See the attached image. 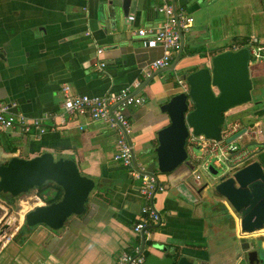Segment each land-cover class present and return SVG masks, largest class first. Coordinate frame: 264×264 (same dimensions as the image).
Listing matches in <instances>:
<instances>
[{
    "label": "crops",
    "instance_id": "obj_1",
    "mask_svg": "<svg viewBox=\"0 0 264 264\" xmlns=\"http://www.w3.org/2000/svg\"><path fill=\"white\" fill-rule=\"evenodd\" d=\"M111 3L121 13L117 27L103 15V9ZM191 3V0H177V7L185 10ZM122 4L123 0H0V102L14 101L18 105L13 106L12 112L42 118L51 125L60 122L48 118V114L63 112L65 84L75 93L94 96L122 88H130L132 92L139 89L149 78L144 73L146 67L162 57L164 49L145 46L136 31L140 27L159 26L165 15L157 10L162 0H131L130 13L135 20L129 22L122 14ZM197 8L198 1L188 9L194 19ZM193 26L184 34L179 68L190 66L181 72L179 68L168 69L156 75L137 93L145 98L144 103L126 110L133 124L131 141L136 161L155 169L156 174L155 132L169 120L160 106L177 91L172 73L177 72L181 77L194 71L207 57L210 61L216 54L234 48L239 40L256 35L243 34L238 26L231 45L219 44L218 48L207 50L212 39L204 38V44L200 40L207 28ZM230 36L228 33L224 40ZM200 47L205 48V53L198 50ZM98 49H103L101 55ZM102 61L106 62L103 69ZM255 64L258 65L253 68V78L260 86L264 61ZM137 82L139 86H135ZM256 94L259 108L237 119L251 126H240V121L234 124L239 129L248 127L250 133H255L254 138L264 141V102L260 89H256ZM235 108L232 113L239 109ZM74 122L84 125L85 130L75 125H59L41 135L0 131V147L6 152L20 150V156L25 158L44 150L70 155L76 158L83 173L98 181L83 216L72 218L61 232L38 225L26 230L25 240L22 224L12 236L14 239L11 237L0 246V264H117L123 251H132L142 242L133 226L145 200L130 179L128 169L113 159L117 151L116 131L108 123L91 122L87 116ZM151 144L149 159H145L142 149ZM261 157L264 164V152ZM186 172L187 168L183 167L172 174L173 184L167 176L158 174L168 189L155 198L163 224L152 229L148 244L186 247L199 252L210 264H248L246 252L241 249L243 242L240 246V239L247 235L231 206L228 208L234 214V221L223 214L219 197H210L206 191L199 195L181 178ZM259 235L264 237V233Z\"/></svg>",
    "mask_w": 264,
    "mask_h": 264
},
{
    "label": "water",
    "instance_id": "obj_2",
    "mask_svg": "<svg viewBox=\"0 0 264 264\" xmlns=\"http://www.w3.org/2000/svg\"><path fill=\"white\" fill-rule=\"evenodd\" d=\"M173 4L177 6V0H173ZM130 12L131 0H123L122 14L127 18V21L131 15ZM187 12L191 13L189 10ZM120 14L113 3L110 7L103 9V15L110 21H114L116 27ZM183 50L184 35L182 36V48L178 51L173 63L169 67L155 72L133 94H137L164 70L178 69L182 61ZM257 65H250V51L248 47L244 46L236 50L228 49L220 52L210 61L198 64L196 70L183 73L181 78L188 83L189 90L185 92L177 87V91L160 106L161 112L167 114L169 120L156 130L158 145L153 148L156 154L153 168H156L159 175L167 176L170 183L173 184L172 174L186 167L187 172L181 178L186 179L187 183L194 187L199 195L206 191L208 196L219 197L222 204L225 202L223 204L225 207L231 206L238 215L240 228L244 233L264 230V164L261 160L264 141L252 137L239 152V154L247 153V155L238 162V165L226 167L231 169L230 175H220L219 168L211 164L208 170L212 174L213 180L206 182L204 175L199 170L202 167L203 157L195 158L191 154L188 149V138L190 128H192L193 134L196 136L205 135L207 139L218 141L223 139V132L229 128L230 124H234V121L226 119L228 112L252 101L253 68ZM188 66L190 65L180 66L179 70ZM7 103L12 105L14 101ZM71 125H75L81 131L85 130L74 121H68L61 126L69 127ZM249 132L248 127H242L226 137V141L228 143L238 141ZM130 142L133 145L131 139ZM200 148L198 147V149ZM133 150L135 154L134 145ZM151 151L152 144L142 149L145 159H149ZM134 160L136 161V157ZM197 163H199L198 166ZM147 169L164 184L159 175L155 173V169ZM130 179L136 184L140 193L141 182L135 181L131 177ZM49 182L62 188V196L59 200L48 203V199L55 193H52L51 190H46L43 193L44 203L35 206L25 215L24 227L26 226L28 231L38 225H45L53 232L63 231L72 218L83 216L88 211V202L98 186V181L83 173L73 156L44 150L32 157L25 158L20 156V150L6 152L3 147H0L1 197H18L41 188ZM164 185V191H167L168 186ZM155 198L153 199L154 203ZM204 198L207 201L206 197ZM155 205L158 208L156 203ZM10 228L11 223L8 222L0 230V246L3 239H7ZM23 228L21 232L23 240H25ZM21 232L17 236L18 238ZM144 241L143 249L146 247ZM148 246L149 253L144 264H210L199 252L188 250L186 247L167 246L159 243H152ZM241 249L242 252H246L249 264L264 263V258L261 256L264 249L244 246Z\"/></svg>",
    "mask_w": 264,
    "mask_h": 264
},
{
    "label": "built area",
    "instance_id": "obj_3",
    "mask_svg": "<svg viewBox=\"0 0 264 264\" xmlns=\"http://www.w3.org/2000/svg\"><path fill=\"white\" fill-rule=\"evenodd\" d=\"M157 10L165 15L164 21L159 26L140 27L136 31L145 46L149 48L162 47L164 49L163 56L155 59L146 67L144 71L146 77L152 76L158 70L169 67L173 63L176 54L182 48V36L189 32L194 24V17L184 9L175 6L173 0H162V4ZM128 19L133 21L135 16L130 15ZM244 46L248 47L250 51V64L264 61V38L252 35ZM239 48H241L240 45H235L233 49ZM97 52L102 54L103 49H98ZM105 66L106 62H100L101 69ZM177 80L179 88L188 92V83L180 76H178ZM139 85L140 83L137 82L135 86ZM62 89L65 97L63 112L48 114V118L60 119V122L48 125L42 118L29 117L22 112L14 113L11 108L16 106L17 103L14 102L11 105L1 101L0 131H19L24 135H40L49 130H55L57 126L66 124L68 121H74V119L81 116L89 117L91 122L108 123L117 134V151L114 154V161L127 167L133 180L141 182L139 189L145 200L139 218L133 226L134 233L142 237V242L136 244L132 251H123L118 257L117 264H144L146 255L144 252L145 248H142L143 241L145 240V246L150 245L147 241L151 236L152 229L163 224L162 214L153 199L157 193L165 190V185L143 163L134 160L135 154L133 145L130 142L133 124L126 115L125 110L143 104L145 98L133 94L130 88H124L104 96L75 93L69 84H65ZM80 127L82 129L85 128L82 124H80ZM238 130V124H231L223 132V139L218 141L207 139L205 135L196 136L193 134V129L190 128L188 149L191 151L194 147H204V153L208 156L204 157L203 166L205 169H208L211 164L216 168L238 165V162L247 153L239 154L238 141L230 143L226 141V137ZM249 133L248 135L255 136V133ZM35 198L38 201L36 205L44 203V198L41 194L36 195ZM10 239L11 237L7 238V240Z\"/></svg>",
    "mask_w": 264,
    "mask_h": 264
},
{
    "label": "rangeland",
    "instance_id": "obj_4",
    "mask_svg": "<svg viewBox=\"0 0 264 264\" xmlns=\"http://www.w3.org/2000/svg\"><path fill=\"white\" fill-rule=\"evenodd\" d=\"M198 1V8L194 10L193 15L195 16V23L193 25L201 26L202 28H207L206 33L202 34L200 40L202 39V44H204V38L212 39V42H209L206 46L207 50H213L218 48L219 44H227L231 45L233 43L234 37L233 32L238 31V26L242 28L243 34L250 35L252 33L258 35L261 38H264V0H191V4L188 5V9ZM185 9V10H188ZM187 12V11H186ZM194 29V26H193ZM231 36L228 39L224 40L227 34ZM248 38V37H246ZM207 41V39H206ZM199 51H205V48L198 49ZM205 53V52H204ZM183 70H179L181 72ZM178 73H172V79L175 80L177 87L178 85ZM253 89H252V101L249 104L241 105L237 108L238 111L235 113L233 109L228 112V116L226 117L229 121H234L236 123H240V126H251V123L242 122V120L237 121L238 118L243 116L240 115H249L253 114L255 109L259 108L260 104L257 103V94L256 89H260L261 97L264 102V79H261L260 86H258L257 81L253 78ZM258 86V87H257ZM235 108V109H237ZM245 119V118H244ZM252 119V118H251ZM256 119V118H254ZM250 130V129H249ZM251 138L248 136L243 137L238 140V145L240 149L248 143ZM191 154L195 158L203 157V161L201 162L202 174L205 177V181H212V174L208 169L203 167L204 157H208L204 153V147L198 149L194 147L191 150ZM199 163H197V166ZM220 175H230L231 169L226 167L219 168ZM36 195H40L37 189H34L30 193L22 194L18 197L11 198H3L0 196V230L3 226L10 222L11 228L8 230V236L12 237L16 232H18L19 227L25 223V215L28 211L33 209L38 202L35 198ZM42 204V203H41ZM221 208H223V204H220ZM236 216H238L236 214ZM26 226L23 228L24 234L26 233ZM261 233H264V230L256 231L254 233H246L250 238L260 237ZM252 234V235H251ZM14 239V237H12ZM7 239H3V243ZM17 240V239H16ZM262 258H264V252L261 254ZM260 256V257H261Z\"/></svg>",
    "mask_w": 264,
    "mask_h": 264
},
{
    "label": "flooded vegetation",
    "instance_id": "obj_5",
    "mask_svg": "<svg viewBox=\"0 0 264 264\" xmlns=\"http://www.w3.org/2000/svg\"><path fill=\"white\" fill-rule=\"evenodd\" d=\"M38 191H39V189H37ZM224 206V205H223ZM223 209V214H225V215H227V218L228 219H232L233 221H234V219H235V217H234V214H236L235 212H234V214L229 210V208H227V207H223L222 208ZM241 242H243V246L244 247H249V248H251V247H256V248H258V249H260V250H262V249H264V237H257V239H255V238H250V236H246V237H243V239H242V241H241V239H240V245H241ZM148 247L149 246H146L145 247V250H144V252H145V255H146V258H147V255H148V253H149V251H148ZM246 257H247V254H246ZM146 260V259H145ZM247 262H248V257H247ZM248 264H249V262H248ZM261 264V263H260Z\"/></svg>",
    "mask_w": 264,
    "mask_h": 264
},
{
    "label": "trees",
    "instance_id": "obj_6",
    "mask_svg": "<svg viewBox=\"0 0 264 264\" xmlns=\"http://www.w3.org/2000/svg\"><path fill=\"white\" fill-rule=\"evenodd\" d=\"M247 40H248V38H244V39H242V40H239V42H237V44L240 45V46L242 47V46H244V45L247 44ZM231 49H233V46L231 47ZM205 57H206V55H205ZM207 60H208V57H207V59H204V60L201 61L200 63L205 62V61H207ZM200 63H199V64H200ZM197 68H198V66H196L194 70H196ZM14 150H15V149H13V151H14ZM38 189H39V193H40L41 195H43V193H44L46 190H51V191H53L52 193H55L51 198L48 199V201H47L48 203H51V202H53V201H57V200H59V199L61 198V196H62V193H63L62 188H61L60 186H58L57 184L53 183V182H49V183H47L45 186H43V187H41V188H38Z\"/></svg>",
    "mask_w": 264,
    "mask_h": 264
}]
</instances>
